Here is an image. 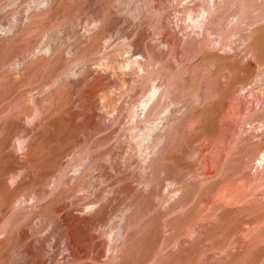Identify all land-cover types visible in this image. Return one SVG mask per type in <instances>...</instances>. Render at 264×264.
Segmentation results:
<instances>
[{
    "label": "rangeland",
    "instance_id": "374dc122",
    "mask_svg": "<svg viewBox=\"0 0 264 264\" xmlns=\"http://www.w3.org/2000/svg\"><path fill=\"white\" fill-rule=\"evenodd\" d=\"M39 1L0 0V264H264V0Z\"/></svg>",
    "mask_w": 264,
    "mask_h": 264
},
{
    "label": "bare ground",
    "instance_id": "6f19581e",
    "mask_svg": "<svg viewBox=\"0 0 264 264\" xmlns=\"http://www.w3.org/2000/svg\"><path fill=\"white\" fill-rule=\"evenodd\" d=\"M42 1V2H41ZM41 1H39V2H41V3H43V0H41ZM119 1V0H118ZM146 1V0H145ZM186 1V0H185ZM189 1V0H188ZM188 1H186V3L188 2ZM195 1V0H194ZM196 1H199V0H196ZM200 1H202V2H204L203 0H200ZM211 1V3H212V6H216V5H219V6H221V4L223 5V4H225L224 3V1L225 0H210ZM210 1L208 2L207 1V3L209 4L210 3ZM227 1V0H226ZM225 1V2H226ZM202 2L201 3H199L200 4V7H195L194 8V6H193V4H191L190 2V4L189 5H187L186 3H184V5H183V7H184V18H185V20L187 19V17L193 22V23H196L197 25H199V24H202L204 21H207V23L209 24V21L211 20V21H213L214 22V20L215 21H217V23L219 22V19L217 20L215 17H214V15H215V13H217L216 11H214V10H211L212 12H215V13H213V15H210L209 16V14L210 13H208V10H209V12H211L210 11V7H209V5L207 6V7H204V6H202L203 4H205L206 3V1H205V3H203L202 4ZM40 3V4H41ZM194 4H195V2H193ZM197 3V2H196ZM244 3V2H243ZM44 4H46L45 3V1H44ZM43 4V5H44ZM192 5V6H191ZM244 5V4H243ZM151 6V5H150ZM195 6H199L198 4H196ZM39 7H41V6H39ZM223 7V6H222ZM241 7H243L242 5H241ZM241 7L238 9L239 11H237L236 13H233V15H236V18L238 19V20H240V18L239 17H237V15H239V14H241ZM196 8H199V9H197L196 10ZM137 9V8H136ZM149 9L150 10H152V12H153V10H155V11H157V9H155L153 6H151V7H149ZM211 9H212V7H211ZM216 10H218V13H221V12H219V8H215ZM243 9V8H242ZM135 10V9H134ZM149 10V11H150ZM220 10H221V7H220ZM244 10V9H243ZM159 11V10H158ZM157 11V12H158ZM245 11V10H244ZM211 12V13H212ZM195 13V14H194ZM208 14V15H207ZM187 17H186V16ZM221 15V14H220ZM220 15H219V17H220ZM232 16V15H231ZM223 17V16H222ZM214 18V19H213ZM235 18V19H236ZM189 19H187V21H189ZM206 19V20H205ZM222 19V18H221ZM233 20H234V17L232 18ZM225 20V19H224ZM223 20V21H224ZM238 20H236V22L238 21ZM184 21V20H183ZM239 22V21H238ZM189 23H190V21H189ZM205 24H206V22L204 23V28H203V33H204V29H207V27L205 28ZM220 24V23H219ZM203 25V24H202ZM202 25L200 26L199 25V28L200 29H202ZM208 26V25H207ZM193 28V27H192ZM198 28V29H199ZM195 29V28H194ZM193 29V30H194ZM192 30V31H193ZM196 30H197V28H196ZM207 31H208V29H207ZM194 32H195V30H194ZM235 32V31H234ZM190 34V33H189ZM208 34V33H207ZM240 34V33H239ZM191 35H192V33H191ZM191 35H190V37H191ZM194 35H195V33H194ZM204 35H206V34H204ZM193 36V35H192ZM189 37V36H188ZM196 38L197 36L195 35V36H193V38ZM160 38V37H159ZM192 38V37H191ZM241 38V37H240ZM161 39H164V38H161ZM157 40L156 42H153L154 43V49H152L151 51H150V49H149V51L151 52V55L153 56V58H152V61L154 62V60L153 59H159V57H160V55H161V53H162V55H164L163 54V52H164V50H167V49H165V47L167 46L168 47V41H164V40ZM183 39V38H182ZM185 39H186V37H185ZM188 39H190V38H188ZM198 39V38H197ZM243 40H246L244 37L242 38ZM167 40V39H166ZM194 40V39H193ZM185 41V40H184ZM189 41V40H188ZM253 42V41H252ZM251 42V44H250V48H249V52H251V51H254L255 50V46L253 45V43ZM162 43H165L166 45L165 46H163V45H161ZM223 44H225V43H223ZM222 44V45H223ZM170 45V44H169ZM174 45V44H173ZM173 45H172V47H173ZM235 46V45H234ZM166 47V48H167ZM171 47V46H170ZM171 47V48H172ZM175 47V46H174ZM236 47H238L237 45L235 46V52H233V55H232V57L234 56V58H235V61L236 62H238V63H241V61H242V57L240 56V53L238 52V50H237V48ZM169 49V48H168ZM175 50V49H174ZM234 51V50H233ZM168 51H166V53H167ZM165 53V54H166ZM176 53V52H175ZM168 54V53H167ZM150 55V56H151ZM161 55V56H162ZM170 55H173V54H171L170 53ZM207 56V55H206ZM170 58V57H169ZM172 58V57H171ZM203 58V57H202ZM161 59H162V57H161ZM229 59V58H228ZM169 61V60H168ZM177 61V60H176ZM155 62H157V60L155 61ZM154 62V63H155ZM172 62V61H171ZM201 62H205V63H211V67H213L212 65H213V63L215 64V62H216V64H217V61H210V60H202V61H199V64H201ZM127 65L128 66H131V68H135V69H137V68H141L142 67V65H143V61L140 59V58H138V57H134V58H130V59H127ZM204 63V64H205ZM156 64V63H155ZM198 64V65H199ZM235 64V63H234ZM123 66H126V65H124L123 64ZM171 66H172V64H171ZM186 66V65H185ZM215 66V65H214ZM217 66V65H216ZM130 68V67H129ZM171 68H174V66L173 67H171ZM179 69L178 67H175L173 70H175V69ZM215 68V67H214ZM213 68V69H214ZM217 68V67H216ZM188 69V68H187ZM212 69V70H213ZM223 69H224V67H223ZM226 69V68H225ZM170 70V69H169ZM230 70V69H229ZM225 71V70H224ZM177 72V71H176ZM212 72H214V71H212ZM227 72H229V71H227L226 70V72H223V70L221 71V73H224V74H226ZM177 74V73H176ZM231 74V73H230ZM229 74V75H230ZM182 75V74H181ZM227 75V81L228 80H230V79H228V74H226ZM176 76V75H175ZM214 76V75H213ZM217 76V75H216ZM222 77H223V75H221ZM225 76V75H224ZM179 77V76H178ZM215 77V76H214ZM181 79H183L184 77H180ZM221 78V77H220ZM181 79H179V81H181ZM215 79H216V77H215ZM171 80V79H170ZM169 80V81H170ZM184 80V79H183ZM159 81V80H158ZM169 81H167L168 83H164V84H169ZM220 81V80H219ZM171 82V81H170ZM172 83H175V81H173ZM177 83V82H176ZM173 84V86L174 85H176L177 86V84ZM179 83V82H178ZM184 82H181L180 83V85L181 84H183ZM215 83V82H214ZM151 85H150V87L148 88V91H147V88H146V91L147 92H145V94L142 96V98L138 101L139 102V104H137L138 106L140 105L141 107H139V108H141V109H144V110H146V108L148 107V106H150V107H154V104H156V102H158L159 101V99H160V94H161V96H163L162 94H163V90L165 89V87H161V89L163 88V90H160V87L159 86H161V85H159L158 83H156L155 81L154 82H152V83H150ZM163 85V84H162ZM172 85V84H171ZM184 85L185 84H183L180 88H183L184 87ZM164 86H166V85H164ZM175 86V87H176ZM168 85H167V91H169L170 90V92L173 90H171V89H169L168 90ZM171 87V86H170ZM172 88H174V87H172ZM176 88H179L178 86L176 87ZM232 88V87H231ZM230 88V89H231ZM175 89V88H174ZM184 89V88H183ZM235 90V89H234ZM162 91V92H161ZM161 92V93H160ZM165 92V91H164ZM170 92H169V94H170ZM174 92V91H173ZM196 94H193V96L195 95V97H196V95L197 94H199V93H197V92H195ZM166 94H168V93H166ZM165 94V95H166ZM194 97V98H195ZM197 97H198V95H197ZM166 108V107H165ZM167 108H169V107H167ZM166 108V109H167ZM171 108V107H170ZM152 109V108H151ZM154 109V108H153ZM144 110H141V112L142 113H144L145 111ZM148 111L150 110V109H147ZM168 110V109H167ZM166 110V111H167ZM148 111H146L145 113H148ZM151 111V110H150ZM150 111H149V113H150ZM170 110H168L167 112H169ZM164 112V111H163ZM170 112H172V111H170ZM144 113V114H145ZM166 113V112H165ZM167 114V113H166ZM170 114V113H169ZM143 116V115H142ZM145 116V115H144ZM163 117H164V115H163ZM192 117V116H191ZM159 118V117H158ZM162 118V117H161ZM159 122V121H158ZM158 122H155V123H158ZM150 124H152V123H150ZM150 124H149V126H147V127H145L143 130H141V131H139V134H138V132H137V134L138 135H140V137H145V136H149V134L151 133V131L153 130V128L155 129V127L157 128L158 126H155L156 124H154V122H153V126H150ZM148 125V124H147ZM158 125V124H157ZM144 127V126H143ZM166 127V126H165ZM160 129V128H159ZM154 131V130H153ZM158 131H160V130H158ZM162 131H164V129H161V132ZM161 132H160V134H159V132L157 133V134H159V135H156L157 136V141L159 142L161 139H163L162 137V134H164V133H162L161 134ZM152 135V134H151ZM135 136V135H134ZM137 138V137H136ZM146 139V138H145ZM156 142V141H155ZM136 143V142H135ZM156 144H157V142H156ZM137 145H140L139 143H137L136 144V146ZM138 149H139V151L141 150L139 147H138Z\"/></svg>",
    "mask_w": 264,
    "mask_h": 264
}]
</instances>
